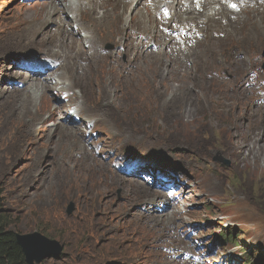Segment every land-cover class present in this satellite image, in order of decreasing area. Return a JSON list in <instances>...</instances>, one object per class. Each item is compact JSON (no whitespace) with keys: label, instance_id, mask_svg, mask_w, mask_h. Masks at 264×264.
<instances>
[{"label":"rangeland","instance_id":"374dc122","mask_svg":"<svg viewBox=\"0 0 264 264\" xmlns=\"http://www.w3.org/2000/svg\"><path fill=\"white\" fill-rule=\"evenodd\" d=\"M50 3L0 0V202L17 217L19 235L41 234L61 247L58 259L46 258L41 264H181L185 252L201 256L226 246L221 231L229 233L227 224L240 231L237 242L250 250L249 262L264 264V107L253 101L255 90L243 86L250 70L260 72L249 59L253 46L264 50V37L251 26L257 20L264 25V18L242 14L241 25L228 40L191 49L184 61L134 49L133 29L124 35L117 12L109 10L115 16L103 20L100 8L84 17L87 29L101 28L95 43L102 57L91 59L79 49H68L69 37L80 40L77 32L61 44L45 41L40 47L41 34L56 26L54 18L46 31L38 32L36 26L45 7L52 13ZM55 4L61 10L63 0ZM139 10L134 13L145 11ZM34 18L39 19L33 27L29 24ZM138 19L128 16L135 24ZM80 33L84 36L81 25ZM124 37L131 42L119 51L111 39ZM32 50L47 55L57 75L66 77L59 82L66 98L42 90L49 86L27 83L36 71L31 66L36 60L29 57ZM247 52L248 68L242 60ZM217 61L225 65L227 77H233L219 89L204 77ZM39 66L41 76L53 71ZM68 100L95 124L93 133H98L91 143L105 147L107 160L75 134L77 126L67 116ZM44 119L48 124L41 125ZM118 156L124 160H116ZM216 156L230 159L232 167L214 163ZM127 159L158 161L167 169L147 178L153 185L145 184L127 173L136 169L135 163L125 164ZM119 168L125 169L126 179ZM167 175L177 181L179 199L170 204L178 215L171 208L164 211L171 239L156 241L151 251L139 226L145 220L135 221L133 214L150 215L146 221L159 225L152 220L158 214L151 213L156 208L146 196L147 191L156 192L157 179ZM71 206L77 209L69 217ZM159 220L164 224L165 219Z\"/></svg>","mask_w":264,"mask_h":264},{"label":"bare ground","instance_id":"6f19581e","mask_svg":"<svg viewBox=\"0 0 264 264\" xmlns=\"http://www.w3.org/2000/svg\"><path fill=\"white\" fill-rule=\"evenodd\" d=\"M49 1L52 2V3H50L51 8H52V11H51L52 13L47 12L46 7H45V10L42 12V14H43V18H41L42 21L39 22L38 25H36L38 27V32L42 31V30L46 31L49 28V25H48L49 20L53 21L52 18L54 16H56V13H58V11H60L59 7L56 6V4H55L56 2H58V0H49ZM82 1H85V4H84V2L81 3ZM149 1L152 3V9L156 14H158L162 10V8H166L168 10H171V12L174 13V18H175L174 22L181 24L184 27V30H187L188 27L193 28L194 26L200 25V24L208 25L209 28L221 29L222 25L219 22H217L216 16H221V17H233V16H238V15L240 16V14L237 11L231 9L229 7V5H227L224 2V0H200L199 2H196V0H145V2H149ZM231 1L234 3L247 2L248 5L255 4V6L253 8L249 9V15L250 16L254 15V16H259L261 18H264V10L263 11L259 10V7H261L259 5L261 0H231ZM141 2H143V0H68L66 6L64 8V11L68 10V11H70V13H73V15L76 16V21H77V24L79 25L78 31H80V25L82 26V33L84 34V36H83L84 44L83 45H84V49H86L85 43L87 41H93L92 36L89 37V35H91V33L93 32L92 29L95 28V27H92L89 29L86 28V24H84V17L87 14L96 15L97 14L96 10L101 8V10L103 11L102 18H103V20H106V19H109V18L115 16V14L111 13L109 10L116 11L120 20H123L122 29L124 28L123 31H124V35H125V32H127L128 30H130V29L136 30L141 25L143 26V29L147 30L148 26H146V25L154 23V20L151 17V13H150L149 9L147 7H145V3L142 4ZM135 3H137V5L134 9H132V6ZM141 5H143L145 7L148 14H145V13L143 14V12L139 13V11H140L139 9H140V7H142ZM42 6L44 7L45 5H42ZM262 7H264V5H262ZM197 8L199 10H197ZM137 10H139V11L136 15L134 12H136ZM130 11H132L131 14H130ZM158 15H159V19H161L162 16L160 14H158ZM128 16L131 17V20L135 17L139 18L138 19L139 23L135 24L131 20H128ZM79 17H80V19L83 20V22L80 21V23H79ZM212 17H215V18L212 20L211 19ZM38 19L39 18L32 19L31 20L32 23L29 25L34 27L33 22L38 20ZM28 22L24 25H28ZM240 23H241L240 20H239L238 24L230 22L229 26L226 29L228 30L229 27L231 26L230 27V30H231L230 33L234 34L237 31V25L238 26L241 25ZM57 24H58L57 35H59V34L63 33V30H65L66 25H65L64 21L62 20V18H58ZM247 24H248V22H247ZM161 25L165 26L163 24H161ZM251 27H253L255 29V31H257V33L259 32L264 37V25L261 21L257 20L256 23H254ZM174 31H176V30H174ZM146 33L148 36L158 37L160 44H163V45H168L171 41L175 40L174 37H171L170 41H167V38H169V36L165 33H163L164 35L160 34L159 32L156 31V29L154 27H153L152 31L146 32ZM36 34H37V32H36ZM41 36L43 39L41 41V43L44 44L46 41L45 36H47V35L43 36L41 34ZM73 37H75V36L70 37V39L67 41L68 49L69 48L70 49H79V50L82 49L81 45H80V40H74L73 41L72 40ZM121 40L122 39L120 38L119 41H121ZM137 40H139V39H137ZM130 42L127 40V37H125V39L122 41L121 46L122 47H128V44ZM42 44H40V45H42ZM140 45L144 46L143 43L141 42L140 44H136L134 49L140 47ZM89 49H95V47L93 46L92 48H89ZM175 49H177L176 46H175ZM81 52H82V50H81ZM94 55H97L96 52H93L91 54V57H93ZM96 58H97V56H96ZM189 58L190 57H188V59ZM117 65L120 66V64H118V63H117ZM47 86H49V85L43 84V87H47ZM42 90H44V89H42ZM44 95H45L44 92H41V97L42 96L44 97ZM37 96H39V94ZM27 100L28 99H26V101ZM56 109H57V107L54 109V111H56ZM50 119L55 120V117H49L48 120H50ZM48 120H45V122H43V123L41 122V125L48 124ZM74 132L76 135H78L76 131H74ZM74 132H73V134H74ZM153 197H155V196H153ZM155 199H157V197H155ZM176 213L178 214V211H176ZM134 217H138V216L135 215ZM160 224L162 225V222ZM164 224H166V223L164 222ZM145 229H146V226H145ZM147 230L149 233H153V234L156 232L155 229H147ZM147 236H149V234H147ZM150 244H151V242H150ZM172 263H174V262H172Z\"/></svg>","mask_w":264,"mask_h":264},{"label":"trees","instance_id":"16d2710c","mask_svg":"<svg viewBox=\"0 0 264 264\" xmlns=\"http://www.w3.org/2000/svg\"><path fill=\"white\" fill-rule=\"evenodd\" d=\"M17 217L1 207L0 202V264H27L23 249L17 241ZM239 230L229 229V238L239 235Z\"/></svg>","mask_w":264,"mask_h":264},{"label":"water","instance_id":"95a60500","mask_svg":"<svg viewBox=\"0 0 264 264\" xmlns=\"http://www.w3.org/2000/svg\"><path fill=\"white\" fill-rule=\"evenodd\" d=\"M214 161L224 166L231 165L229 160L220 156H216ZM73 210V206H71L68 210L69 214ZM17 241L23 249L27 264H40L44 259L60 254L62 250L56 241L49 240L37 233L26 236L18 235Z\"/></svg>","mask_w":264,"mask_h":264},{"label":"snow or ice","instance_id":"6c2138e0","mask_svg":"<svg viewBox=\"0 0 264 264\" xmlns=\"http://www.w3.org/2000/svg\"><path fill=\"white\" fill-rule=\"evenodd\" d=\"M233 7H235V5H233Z\"/></svg>","mask_w":264,"mask_h":264}]
</instances>
